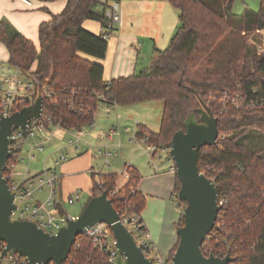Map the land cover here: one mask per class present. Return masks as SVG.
Listing matches in <instances>:
<instances>
[{"label":"trees","instance_id":"obj_1","mask_svg":"<svg viewBox=\"0 0 264 264\" xmlns=\"http://www.w3.org/2000/svg\"><path fill=\"white\" fill-rule=\"evenodd\" d=\"M168 1L180 11L181 22L169 47L157 51L152 65L140 74L110 82L104 80L101 61L106 58L111 32L107 31V8L98 0H68L62 13L41 24L39 48L6 21L0 23V42L8 50L9 64L24 71L34 68L40 84L55 93L44 113L65 128L82 129L93 123L99 103L119 107L163 102L160 131L152 133L141 126L136 138H147L149 145L169 146L173 136L184 130L190 114L200 118L198 97L205 101L218 119L219 137L215 146L200 149L199 169L215 182L223 204L203 253L230 255L235 259L230 264H264V149L255 151L247 143L252 130L264 133V108L248 110L242 104L223 112L216 103L225 91L264 102V54L257 52L264 39L257 34L264 30V0L259 11L246 9L242 15L233 13L235 0ZM88 20L99 22L106 32H89L83 27ZM250 37L255 44H250ZM70 101L79 111L70 109ZM140 181L132 166L121 189L116 174L101 175L97 182L93 179L89 202L103 192L115 193L111 200L118 212L129 209L141 218L146 198L138 190ZM180 188L176 177L177 199ZM184 224L182 213L178 227ZM178 244L168 257L170 262ZM65 264L105 262L81 235Z\"/></svg>","mask_w":264,"mask_h":264},{"label":"water","instance_id":"obj_2","mask_svg":"<svg viewBox=\"0 0 264 264\" xmlns=\"http://www.w3.org/2000/svg\"><path fill=\"white\" fill-rule=\"evenodd\" d=\"M200 118L189 115L184 130L178 131L170 142V156L176 165V177L181 188L178 200L184 208V226L178 228L179 244L172 264H230V255L219 258L205 256L203 244L216 225L221 206L215 182L199 169V151L216 145L219 137L218 119L211 108L198 97ZM44 109L41 94L33 97V104L0 121V242L7 245L4 255L14 251L28 258L29 264H65L78 236L97 224L105 223L112 229L120 258L117 264H152L137 247L132 234L120 222L108 193L90 200L80 217L68 219L67 226L56 234H49L35 223L13 220L17 210L15 194L4 179L11 157L9 136L12 128L24 129L30 121L40 119Z\"/></svg>","mask_w":264,"mask_h":264},{"label":"built area","instance_id":"obj_3","mask_svg":"<svg viewBox=\"0 0 264 264\" xmlns=\"http://www.w3.org/2000/svg\"><path fill=\"white\" fill-rule=\"evenodd\" d=\"M106 17L109 21L107 31L112 32L114 27L121 23V12L119 4L116 2L106 11ZM102 33L106 32L102 28ZM258 34L264 37V30L258 31ZM34 68L28 71L9 64L8 67L3 68V76L0 86V121L2 118H7L15 113L27 108L33 104V97L36 94H41L44 98V109L46 102H51L55 93L45 89L34 76ZM103 102H107V98L100 96ZM217 107L225 112L231 106L239 108L242 104L248 109L264 108V102L259 100H247V98L240 92H222L217 97ZM104 104V103H103ZM72 111H79L72 101L68 102ZM107 106L110 113L112 106ZM43 114L40 119L32 120L24 128H12L10 140L11 157L7 162L4 179L8 182L10 189L15 194V204L17 210L13 213V220L28 221L35 223L40 229L49 234H56L61 228L67 226L68 219L75 220L77 218L71 217L65 210V203L59 199V180L60 177L52 169L47 170L41 174L33 175L30 167H26V161H33L36 155L45 152V145L51 143L59 133L63 136L69 135L71 139L68 141V146H79L84 137L82 129L75 127L65 128L62 122H57L52 116ZM94 126V122L90 124ZM115 132H111L113 135ZM147 142V138L145 139ZM26 146L30 150L26 157L23 156V151ZM77 152L80 148L76 149ZM171 148L169 146L158 147L151 145V156L160 153H166L171 163L170 170L176 173V165L170 156ZM61 156L57 158L56 165H59L70 157L68 151L61 152ZM158 169V166L154 164ZM130 168L128 166L125 177L129 179ZM111 194L109 199L114 196ZM81 193L76 192L71 195L67 203L74 205L81 200ZM43 198V199H42ZM223 202H219L221 206ZM182 213L184 211V207ZM64 209L65 212H62ZM118 212V211H117ZM120 215V222L132 234L134 241L138 248L141 249L145 258L149 259L152 264H172L168 259L156 254L155 244L152 241L151 235L141 218L132 214L129 209L118 212ZM86 236L93 246L104 258L105 264H117L120 258L118 250L116 249V240L114 238L112 229L105 223L97 224L88 230ZM7 245L0 242V264H29L28 258L19 255L14 251H9L4 255ZM226 257V256H225ZM224 258V257H219ZM48 264H55L50 262Z\"/></svg>","mask_w":264,"mask_h":264},{"label":"rangeland","instance_id":"obj_4","mask_svg":"<svg viewBox=\"0 0 264 264\" xmlns=\"http://www.w3.org/2000/svg\"><path fill=\"white\" fill-rule=\"evenodd\" d=\"M261 2V0H235L233 13L242 15L246 9L259 11ZM249 42L250 44H255L252 37H250ZM257 50L258 54H264V39L262 44L257 45ZM152 62L153 58L151 56L142 55L139 58L134 75H138L143 69L150 67ZM8 66L9 62L7 59L1 67L0 86L3 68ZM163 106V102H148L132 106L114 107L111 108L109 113L107 106L99 103L94 116V126L88 125L83 128L85 133L83 141L85 139L89 142L87 148L81 144L83 151L77 153L74 151L75 146H72V148L67 149L70 153L69 159L56 165L57 158L62 154L60 150L65 148L69 139H71L66 134L62 139L57 136L51 143L45 145L44 153L37 154L36 159L31 162L26 161L25 166L30 167L33 175L41 174L49 169L54 170L61 180L65 210L69 216L78 218L83 213L85 202L90 197L93 189V179L97 182L101 175L116 173L118 182L123 183V180L126 179L125 172L128 166L137 168H140V166H151L149 165L151 159L144 152V149L150 145L145 139H137L135 131L137 124L146 125L152 131H158ZM112 129H115L117 133L114 141L110 140V130ZM247 143L255 151L264 149V133L252 130L248 135ZM29 150V146L24 148V157L28 155ZM159 155L162 156V164H159L161 163L160 161H155V165L158 167L167 165L168 171L175 174L170 170L171 163L167 154L160 153ZM76 192H80L83 195V199L74 205H69L67 203L69 196ZM173 201V204L165 207H160L159 205V208L158 206L156 207L157 209L147 206V210L142 214L145 221L144 225L149 231L152 241L159 245V248L156 247L155 253L164 259H168V255L162 249H164L169 240L173 223H176V225L179 223L183 210V208L181 210L178 208L180 202L177 198Z\"/></svg>","mask_w":264,"mask_h":264},{"label":"crops","instance_id":"obj_5","mask_svg":"<svg viewBox=\"0 0 264 264\" xmlns=\"http://www.w3.org/2000/svg\"><path fill=\"white\" fill-rule=\"evenodd\" d=\"M98 1L101 5L106 6V11L117 2L121 12V23L116 25L114 31L109 34L107 55L106 58L101 61V64L104 66V80L106 82L121 77L133 76L139 58L142 55H148L154 58L157 51L166 50L181 25L180 11L168 0ZM67 2L68 0H0V23L2 21L8 22L14 29L39 48V28L41 24L51 21L53 16L62 13L67 6ZM83 27L89 32L97 35L103 31L101 24L92 20L85 21ZM7 59L9 62L8 50L5 45L0 42V71ZM141 126L149 129L146 125L137 124V129L135 131L136 135ZM160 128L161 121L158 131L149 130L152 133H158ZM111 132L115 133L111 135ZM116 135L115 129L110 130L111 141H114ZM58 136H60V139L63 137L61 133H59ZM81 144L86 146V148L89 146V142L85 139L84 141L82 140L77 147L80 148L79 152L83 151V146ZM150 147L151 145L146 147L144 152L151 159L149 163L151 166H140V168L132 166L141 176L138 190L142 192L146 198V205L143 212L147 210V206H152V209L157 206L159 208V205L160 207H165L166 205L173 204V200L176 199V173H170L167 165H160L158 169H156L154 167L155 161H160L161 163L159 164H162L163 159L159 154L151 156ZM69 148L72 147L67 145L65 148H62L60 152L68 151L67 149ZM76 149H74L75 152H77ZM127 182V178L123 180V183H119L117 180V187L121 189ZM59 199L63 201L61 180H59ZM82 199L83 195H81V200ZM89 199L85 202V206L89 202ZM178 208L181 210V205L178 204ZM143 212L141 213V219L145 224L142 217ZM178 224L179 223H177V225L173 223V227H171L172 231H170L169 234V240L164 246V249H162L168 257L179 241L177 232L179 228ZM155 247L159 248V245L156 243Z\"/></svg>","mask_w":264,"mask_h":264}]
</instances>
